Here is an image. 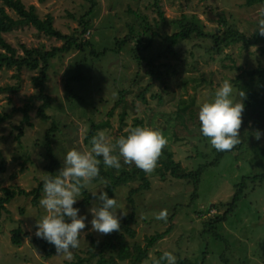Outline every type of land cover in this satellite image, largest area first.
I'll use <instances>...</instances> for the list:
<instances>
[{
  "label": "rangeland",
  "instance_id": "rangeland-1",
  "mask_svg": "<svg viewBox=\"0 0 264 264\" xmlns=\"http://www.w3.org/2000/svg\"><path fill=\"white\" fill-rule=\"evenodd\" d=\"M22 1L27 8L35 6L41 19L51 14L55 29L77 39L84 47H74L70 53L50 60L45 92L53 102L47 121L38 114L42 102L35 98L39 91L33 85V78L40 71L15 67L0 70V88H14L0 93V114L12 115L0 123V197L4 189L30 193L49 177L46 139L54 124L57 128L51 135L58 162L56 175L67 151H90L87 137L93 124H100L99 132L104 131L112 143L121 135L126 136V129L148 125L163 133L166 144L162 149L173 153L185 173L204 167L205 174L196 190L192 181L170 174L163 179L161 165L156 164L147 173L151 182L148 190L131 195L141 186L140 180L119 185L113 197L116 195L126 216L136 212L133 229L137 235L127 236L131 248L136 244L144 247L146 238L173 226V232L150 250L147 264L165 251L172 252L177 260L188 259L196 264H204V260L205 264H264V183L253 180L264 173V122L259 114L247 115L244 108L239 130L241 143L218 152L200 133L198 121L199 106L212 99L223 80L232 83L234 98L241 102L240 85L252 78L258 80L252 72L264 67V38L256 47L232 44L217 52L212 36L233 28L252 37L260 19L258 9L264 3L248 7L247 0ZM7 11L14 20L19 19ZM183 15L202 25L207 36L195 34L170 47L163 37L179 31L177 21ZM3 37L17 49L18 57H24L23 46L45 53L65 44L30 25L17 27ZM124 41L126 44L121 47L119 44ZM1 52L5 51L0 46ZM68 80H74L71 86L75 99L66 88ZM258 95L260 99L264 97L263 89L258 90ZM26 105L31 106L32 127L23 125L24 115L18 111ZM257 132L261 133L260 139L256 138ZM97 159L103 162L102 158ZM121 165L119 170L105 167L116 176L121 175V170L136 168L134 163H124L123 158ZM241 187H247L246 195H250L218 230L220 241L214 236L204 237L203 233L211 229L207 227L211 223L205 222L223 216L226 210L222 205H229ZM86 188L90 193L100 189L108 192L105 182L91 181ZM34 198L17 196L7 205L8 212L0 220V264H67L77 256L89 258L93 239L104 241L107 234L91 230L89 214L86 227L81 230L80 246L73 250L71 260L57 256L58 253L45 257L46 253L35 243L39 239L35 225L46 212L39 205L41 196L37 203ZM77 199L74 207L84 198L79 194ZM93 200L80 208L81 215L87 213ZM217 205L224 210L220 212ZM162 210H166V217L158 219ZM170 214L175 215L173 221ZM18 229L22 230V243L15 246L12 238ZM119 255V250L107 251L106 259L118 262ZM98 262L96 257L90 264Z\"/></svg>",
  "mask_w": 264,
  "mask_h": 264
},
{
  "label": "trees",
  "instance_id": "trees-1",
  "mask_svg": "<svg viewBox=\"0 0 264 264\" xmlns=\"http://www.w3.org/2000/svg\"><path fill=\"white\" fill-rule=\"evenodd\" d=\"M263 3L264 0H247L246 5L248 7H253ZM3 4V6H0V46L5 52L0 53V70L4 67L7 69L15 67L18 70L27 69L29 71H40V75L33 78V85L39 91L35 98L42 102L38 114L43 121H47L49 119L47 112L51 109L53 102L51 96L45 92L46 82L48 80V70L50 68V60L55 59L61 54L70 53L74 47L83 49L84 44H79L77 39H74L69 35H64L60 31L56 30L54 27V17L51 14L47 15L45 19H41L37 14V9L35 6L27 8L22 0H3ZM7 9L17 14L19 19L14 20L8 13ZM159 14L161 17L163 16L161 11ZM177 23L179 24V31L172 35L163 37L164 42H168L170 47L177 46L180 44V42L192 38L195 34L201 37L207 36V34L204 32L203 26L196 22L189 21V16L187 15H183L182 18L177 21ZM24 25L33 26L38 32H41L48 37H54L58 40H62L65 42V44L62 47H55L51 51L45 53L39 50H28L25 46H23L22 50L24 57H18L17 49L13 48L9 43H7L3 35L11 33L15 28ZM212 38L214 39L215 50H217V52H221L223 48L230 47L232 44H243V46L246 48L256 47L260 44L261 38H264V36L256 32L252 37H247L239 30L229 28L222 35H213ZM125 44L126 43L124 41L119 45L122 47ZM103 54H105V52ZM252 76L257 77L258 80L252 78L249 83L241 84L240 92L244 94L243 103L245 105L247 115L249 114L250 116V114H259L261 120L264 122V97L260 99L258 95V90L261 89L262 91L263 89L264 91V67L253 71ZM73 81L74 80H68L66 83V88L70 96L75 99L74 90L71 86ZM13 89V87L0 88V93ZM18 111H21L24 115L23 125L32 127L33 125L30 122L31 106L26 105L24 108L19 109ZM11 117V114H0V123H4ZM56 128L57 126L54 124L52 130L48 132L46 139V151L50 160L49 176L56 175V169L58 167L51 135V133H53ZM100 128H102L100 124L92 125V131L87 137V139H89L87 142L91 141V138L99 132ZM22 135L23 131L20 133V136ZM163 156H165L166 159H163ZM156 164L161 165L160 174L163 179L166 178V174H170L176 179H186L188 181H192L196 185V190L198 187H200L203 178L202 176L205 174L204 167H201L197 172L194 173H185L181 168L180 163L175 162L173 153H171L168 149L161 150ZM217 165L218 163L214 166L217 167ZM98 167L100 168L99 176L93 178L91 181L94 183L105 182L108 187V194L110 197L114 196V191L119 185L128 184L130 182L139 180L141 181V186L139 189L133 190L131 195H134L141 190H148L151 186V182L147 177L148 172H145L137 167L133 170H121V175L119 176H116L113 173L114 171L107 169L103 165V162H100ZM258 176L254 177L253 180L260 181V184H263L264 173ZM256 178L258 179L256 180ZM43 183L44 182H41L39 186L30 193L21 189L18 191L13 189H4V194L2 197H0V220L3 217V214L8 212L7 205L17 196H34V202L37 203L42 194ZM246 189L245 187L237 188L236 194L232 198V202L229 205H222V208L226 210L223 216L219 218H213L205 222L211 223L207 225V227H211V229L206 230L208 233H203L204 237H215V240L220 241L219 239L222 238V236L218 234V230L229 221V218L238 210L239 204L245 199V197L250 195V193L246 195ZM80 194L84 199L82 203L76 207L83 208L89 206L94 199L89 190L85 187L82 189ZM130 201L133 203L132 199ZM216 208L220 212L224 210H221V206L218 205ZM174 217V214H170L171 221L175 219ZM135 222L136 212L133 210L130 215L124 218L123 221H120V229L107 234L104 241L95 239L92 240V245L90 246L89 250V258L77 256L74 261L68 262L67 264H90V262L96 257L99 258V264H120L119 262H127V264H144L145 261L149 259L150 250L153 249L158 244V242L170 235L174 229L173 226H171L163 233H156L155 235L146 238V245L144 247L142 245L136 244L133 248H131L127 241V236L130 238L136 237V230L133 229V223ZM12 243L15 246L21 245V229H18L14 232ZM35 243L46 253L45 257L47 258H50L57 253V251L43 239L39 238L35 241ZM115 250L120 251L119 261L116 262L113 258L110 260L106 259L107 251L113 252ZM162 254L163 253H158L157 257L153 259L150 264H165V262L161 260ZM203 263L205 264V260ZM177 264L196 263L188 259H178Z\"/></svg>",
  "mask_w": 264,
  "mask_h": 264
},
{
  "label": "clouds",
  "instance_id": "clouds-1",
  "mask_svg": "<svg viewBox=\"0 0 264 264\" xmlns=\"http://www.w3.org/2000/svg\"><path fill=\"white\" fill-rule=\"evenodd\" d=\"M257 14L260 19L256 30L264 36V7L258 9ZM241 95L244 96L243 93ZM244 108V103L234 98L233 85L227 79L216 88L211 100L199 106V131L218 152L231 150L241 143L239 130ZM125 131L127 135H121L115 143L110 141L104 131H100L91 138L90 151L76 148L67 151L58 174L45 179L39 205L46 214L37 220L35 235L54 245L57 256L72 259L73 250L80 246L81 230L85 229L89 214L92 217L89 222L91 230L100 234L119 230L121 218L127 215L119 206L116 195L110 197L103 189L91 192L94 200L84 215L80 214V208L74 207L82 189L99 176L97 158H102L107 168L117 170L122 166L121 158L124 163H134L145 172L155 168L166 144L163 133L148 125ZM256 138H261L260 132L256 133ZM117 210H120L119 215ZM165 217L166 210L160 211L157 216L158 219ZM161 260L165 264H177V257L170 251L163 252Z\"/></svg>",
  "mask_w": 264,
  "mask_h": 264
},
{
  "label": "water",
  "instance_id": "water-1",
  "mask_svg": "<svg viewBox=\"0 0 264 264\" xmlns=\"http://www.w3.org/2000/svg\"><path fill=\"white\" fill-rule=\"evenodd\" d=\"M263 222H264V219H263Z\"/></svg>",
  "mask_w": 264,
  "mask_h": 264
}]
</instances>
